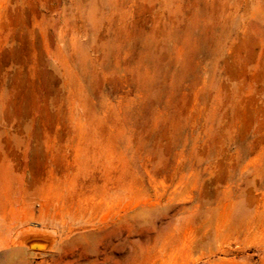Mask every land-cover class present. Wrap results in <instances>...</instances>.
Wrapping results in <instances>:
<instances>
[{
    "label": "rangeland",
    "instance_id": "rangeland-1",
    "mask_svg": "<svg viewBox=\"0 0 264 264\" xmlns=\"http://www.w3.org/2000/svg\"><path fill=\"white\" fill-rule=\"evenodd\" d=\"M13 1L0 264H264V225L215 227L248 180L264 199V21L237 6L224 24L222 0H26L19 27ZM26 231L48 247L19 246Z\"/></svg>",
    "mask_w": 264,
    "mask_h": 264
},
{
    "label": "bare ground",
    "instance_id": "bare-ground-1",
    "mask_svg": "<svg viewBox=\"0 0 264 264\" xmlns=\"http://www.w3.org/2000/svg\"><path fill=\"white\" fill-rule=\"evenodd\" d=\"M9 1V0H8ZM223 1V3H222V5H223V7L221 8V10L219 11V17H221L220 18V20H221V22L222 23H224V24H226L227 23V21L228 20H232L233 19V17L231 16V13H233L232 11V8L236 11L237 10V6H240V7H242L243 8V11L245 12V17L247 18V20H249V21H251V22H255V23H257V22H259V21H264V0H254L255 1V3H253V0H251V1H247V0H235L234 1V4H233V6H231V7H229V9H230V11H229V13H228V15L226 14V10H227V1L228 0H222ZM155 2V1H154ZM25 3H26V0H15V1H13V3H12V7H11V9H9V11H11L10 13H12V14H14L15 15V19H16V21H17V23H18V26L20 27L21 25H22V18H21V15H23L22 14V12H23V7H24V5H25ZM249 3H252V4H249ZM9 4H10V2H9ZM2 5H5V0L3 1V3H1V0H0V10L2 9ZM7 10H8V8H7ZM51 10V9H50ZM40 16V15H39ZM46 18V17H45ZM89 22V21H88ZM51 25V24H50ZM78 25V24H77ZM81 26V25H80ZM45 27V26H44ZM225 28V27H224ZM77 29H78V27H77ZM46 31V30H45ZM47 32V31H46ZM77 32V31H76ZM230 32V31H229ZM79 34V33H78ZM230 42V41H229ZM238 45V44H237ZM17 52H16V50H11V51H9V53H5V54H7V57H5V59H10V58H12L13 56H15V54H16ZM252 59V58H251ZM225 63V62H224ZM231 64V63H230ZM262 66H261V72H260V81H261V84H263V87H264V62L261 64ZM228 67H230V66H228ZM231 68V67H230ZM229 68V70H232V69H230ZM227 69V68H226ZM229 70H227V71H229ZM233 71V70H232ZM246 71V70H245ZM246 74V73H245ZM252 76V75H251ZM253 78V77H252ZM251 79V78H250ZM249 79V80H250ZM259 84V83H258ZM261 84H260V87H261ZM228 86V85H227ZM259 87V86H258ZM257 91H258V89H256ZM264 90V89H263ZM3 90H1L0 91V98L3 96V92H2ZM242 101V100H241ZM238 105V104H237ZM240 105V104H239ZM259 108V107H258ZM245 109V108H244ZM258 121H257V130H258V132L260 131V132H263V133H261V135H260V137L259 138H256V140H254V143H255V145H253L252 146V148H253V150L251 151V153L252 152H256L257 153V156H259V155H261L262 154V150H264V107H262L259 111H258ZM20 124V123H19ZM26 128H27V125L25 126ZM18 128H20L19 127V125H18ZM17 128V129H18ZM25 129V128H24ZM23 129V130H24ZM257 132V131H256ZM29 133V132H28ZM27 133V134H28ZM255 147H256V149H258V151L255 149ZM224 154V153H223ZM231 157V156H230ZM229 158V157H228ZM252 160H254L253 159V157H252ZM255 160H256V158H255ZM252 162H254V161H252ZM233 165V164H232ZM215 168H217V167H215ZM228 168V167H227ZM225 171V170H224ZM217 172H219V170L217 171ZM226 172V171H225ZM216 174H218V173H216ZM219 176H220V174H219ZM217 177V176H216ZM250 179V178H249ZM220 180V179H219ZM218 181V180H217ZM216 181V182H217ZM217 183H219V182H217ZM248 187H247V190H244V193L242 194L243 196H242V199L240 200V201H238V203L237 204H235V205H232V209H233V211L231 210V207H230V205H229V207L230 208H227L225 205H222L223 206V209H224V206L227 208L226 210H224V211H222L223 213H221V214H219V212H220V210L216 213V215H218V217H216L215 216V218H216V221H215V227H216V231L217 232H220V231H224L225 229H228L229 230V226H231L230 227V230H235V231H245V232H249L250 234H252L253 232V230H255V229H258V228H262L263 227V225H264V199H262V200H259V199H256V197H254V195L252 194V192L253 191H251L252 190V188H253V186H252V183L248 180ZM219 186V185H218ZM245 186V185H244ZM215 188H216V186H215ZM215 191H217V189L215 190ZM214 191V194L216 193ZM218 192V191H217ZM226 198V197H225ZM215 199V198H214ZM227 200V199H226ZM208 201V200H207ZM215 202V201H214ZM260 203H261V208H263V210L262 211H260ZM220 206V205H219ZM219 209H221V207L219 208ZM143 210V209H142ZM212 216V215H211ZM214 216V215H213ZM232 216V217H231ZM202 219V218H201ZM230 219H233V224L232 225H229L228 226V222H229V220ZM199 220V219H198ZM211 221H212V219H211ZM214 221V220H213ZM199 222V221H198ZM206 223H207V221H206ZM208 223H209V220H208ZM213 223V222H212ZM204 224V223H203ZM198 225H200V224H198ZM204 225H206V224H204ZM204 225H203V227H204ZM200 227V226H199ZM202 227V226H201ZM213 228V227H212ZM204 229V228H203ZM210 229V228H209ZM209 229H208V231H209ZM215 229V228H214ZM264 229V228H263ZM211 230V229H210ZM229 230V231H230ZM252 233H251V232ZM261 231H262V229H261ZM264 231V230H263ZM262 231V232H263ZM191 232V231H190ZM189 232V233H190ZM216 232V233H217ZM226 232V231H225ZM228 232V231H227ZM226 232V233H227ZM31 233V231H26V232H23V234L21 235V237H22V240L20 239V241H23L24 239H26V240H28L29 239V235H27V234H30ZM186 233V232H185ZM192 233V232H191ZM194 233V232H193ZM209 233H210V231H209ZM229 233V232H228ZM26 234V235H25ZM245 234V233H244ZM185 235V234H184ZM183 235V236H184ZM189 235V234H188ZM187 235V236H188ZM192 236L194 235V234H191ZM230 235V234H229ZM254 235H256V234H254ZM201 236V235H200ZM203 236V235H202ZM210 236H212V234L210 235ZM219 236V235H218ZM226 236V235H225ZM238 236H239V234H238ZM249 236V235H248ZM247 236V237H248ZM197 237H199V236H197ZM229 237V236H228ZM243 237V236H242ZM190 238H193V237H190ZM189 238V239H190ZM217 238V237H216ZM225 238V237H224ZM223 238V240H224V242H225V239ZM227 238V237H226ZM231 238V237H230ZM185 239H187V237H185ZM204 239H205V236H204ZM219 239H220V237H219ZM219 239H218V241H219ZM234 239H235V237H234ZM192 240V241H191ZM193 240H195V239H190L189 241H190V243L192 242V244H193ZM242 240V239H241ZM40 242V240H36V242H34V243H38V242ZM199 241V240H198ZM202 241V240H201ZM221 241H222V238H221ZM14 242V241H13ZM184 242H185V240H184ZM220 242V241H219ZM235 242V241H234ZM188 243V242H187ZM196 243V242H195ZM202 243H204V242H202ZM216 243H217V241L215 242V245H216ZM221 243V242H220ZM22 243H20V245L19 246H21L22 247V245H21ZM183 244H185V243H183ZM191 245V244H190ZM194 245V244H193ZM200 245V244H199ZM192 246V245H191ZM186 247V246H185ZM200 247V246H199ZM198 247V248H199ZM192 248V247H191ZM209 248V247H208ZM196 249V248H195ZM192 250V249H191ZM204 250V249H203ZM217 250V249H216ZM219 250V249H218ZM189 251V250H188Z\"/></svg>",
    "mask_w": 264,
    "mask_h": 264
},
{
    "label": "water",
    "instance_id": "water-1",
    "mask_svg": "<svg viewBox=\"0 0 264 264\" xmlns=\"http://www.w3.org/2000/svg\"><path fill=\"white\" fill-rule=\"evenodd\" d=\"M28 235H29L28 240L24 239L23 241H21L22 247L33 248V249H40V248L48 247V245H49L48 242L44 243V241L41 240V239L45 238V236L43 234L32 232L31 234H28ZM36 240H40V241H42V243L38 242V241H37L38 243H34V242H36Z\"/></svg>",
    "mask_w": 264,
    "mask_h": 264
}]
</instances>
